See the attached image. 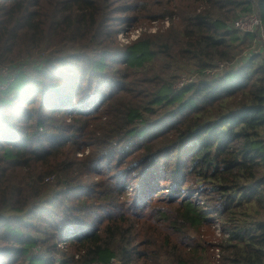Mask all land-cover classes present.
Segmentation results:
<instances>
[{
	"label": "trees",
	"instance_id": "16d2710c",
	"mask_svg": "<svg viewBox=\"0 0 264 264\" xmlns=\"http://www.w3.org/2000/svg\"><path fill=\"white\" fill-rule=\"evenodd\" d=\"M251 13L264 23V0H0V264H264L247 217L264 45L233 28Z\"/></svg>",
	"mask_w": 264,
	"mask_h": 264
},
{
	"label": "built area",
	"instance_id": "2783aa9c",
	"mask_svg": "<svg viewBox=\"0 0 264 264\" xmlns=\"http://www.w3.org/2000/svg\"><path fill=\"white\" fill-rule=\"evenodd\" d=\"M169 19L164 18L163 23L165 24V28L169 26ZM160 23V22H158ZM233 28L242 34H253L260 43L264 45V23L261 21L258 13L244 14L241 15L237 20L233 22ZM155 31H152L154 33ZM135 34V35H134ZM131 35L130 39L135 40L139 33L135 31V33ZM224 69V65L221 62L215 63V68L211 70H206L203 73L208 75H213L215 73H220ZM0 77L6 79V81H2L0 83V92L7 89L9 82L13 80V77L10 76V69L7 66H0ZM198 76L196 74H192L190 76H182L178 82L175 84L176 89H181L186 85L193 83L198 80ZM215 258H219V251H215Z\"/></svg>",
	"mask_w": 264,
	"mask_h": 264
},
{
	"label": "rangeland",
	"instance_id": "374dc122",
	"mask_svg": "<svg viewBox=\"0 0 264 264\" xmlns=\"http://www.w3.org/2000/svg\"><path fill=\"white\" fill-rule=\"evenodd\" d=\"M176 19L173 18V19H170L169 18V26L167 28H165V24L163 23V20H156V21H152V22H146V23H139L137 25H134V26H130V27H127V26H118V30L115 34V42L116 44L120 47V46H124V45H128L136 40H138L139 38H141L143 35H152V34H156L158 32H163L165 30H167L172 21H174ZM160 22V23H158ZM135 31H138L139 35L138 37L135 39V40H131L130 37L132 34L135 33ZM152 31H155L154 33H152ZM135 35V34H134ZM67 51H69V48H67ZM262 57V55H261ZM180 72H182L181 70H178L177 71V74H180ZM193 73H187V74H184L183 76H190L192 75ZM200 80V79H199ZM264 182V181H263ZM130 190H128L129 192ZM261 205H259L258 207L254 206L253 207V211L255 213H249L247 217H250V219H248L249 222H253V219L254 220H260V221H264V204L260 203ZM251 214V215H250ZM250 215V216H249ZM245 218V217H244ZM244 218H241V221H243ZM239 217H238V221H239ZM237 221V222H238ZM240 225H244V224H240ZM217 230V224H215L212 229H211V234H214L213 236L209 233H206L207 231H204V229H201L200 231L201 234L204 233L203 235V238L206 239H213L214 242H216V239L218 236V232H216ZM198 237L201 235L200 233H198ZM196 235V233H195Z\"/></svg>",
	"mask_w": 264,
	"mask_h": 264
}]
</instances>
